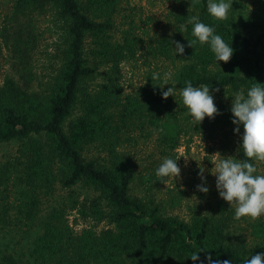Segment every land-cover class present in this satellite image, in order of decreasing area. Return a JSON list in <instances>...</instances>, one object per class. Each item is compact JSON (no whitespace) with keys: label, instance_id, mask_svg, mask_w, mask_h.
Here are the masks:
<instances>
[{"label":"trees","instance_id":"1","mask_svg":"<svg viewBox=\"0 0 264 264\" xmlns=\"http://www.w3.org/2000/svg\"><path fill=\"white\" fill-rule=\"evenodd\" d=\"M183 1L177 35L185 44L184 53L175 55L174 39L165 37L156 50L176 63L177 87L191 81L228 94L226 102H219L220 114L206 116L203 122L235 126L231 95L264 84L263 34L253 39L233 16L212 17L207 0ZM120 2L86 0L89 8L108 15L99 19L81 0H15L7 16L1 37L18 78L10 77L0 88V142L21 144L14 155L0 160V264H209V255L243 264L247 257L264 252V215L237 219L235 205L218 200L207 212L185 220L164 215L160 204L131 192L136 167L119 149L126 127H151L167 151L180 144L195 121L182 98L162 97L167 86L155 84L158 91L141 88L137 95L124 96L120 63L135 55L140 44L132 30L123 42L107 39L114 27L110 14ZM49 8L63 22L59 64L46 88L37 90L33 87L37 77L33 55L39 42L35 16ZM192 15L215 25L232 45L234 52L227 62H217L207 43L189 46L188 40L196 39L188 23ZM90 37L95 62L89 57ZM102 61L110 68L99 88L90 90L87 81L101 72ZM93 147L106 153L103 159L86 156ZM254 162L264 173V161ZM79 186L85 190L83 196L73 193ZM59 189L71 193L63 195ZM71 213L90 225L76 232ZM101 222L105 224L98 229ZM198 251L199 260L193 261L190 256Z\"/></svg>","mask_w":264,"mask_h":264},{"label":"rangeland","instance_id":"2","mask_svg":"<svg viewBox=\"0 0 264 264\" xmlns=\"http://www.w3.org/2000/svg\"><path fill=\"white\" fill-rule=\"evenodd\" d=\"M88 10V13L96 18H108V15L96 8H89L86 0H81ZM183 0H121L116 12L110 14L114 27L107 38L114 42H123L124 35L132 30L139 38L140 46L135 55L125 57L120 63V82L122 92L125 95L140 93V89L147 92H155V84H163L165 73H172L175 80L177 71L176 63L156 47L165 39L181 41L177 35L179 19ZM15 0H0V88L6 81L13 77L18 78L15 70L13 57L3 38L1 37L2 27L6 23L7 16L11 14ZM233 8L229 16H233L241 25L243 32L257 39L261 34L260 48L264 50V0H233ZM62 20L53 8L35 16L36 31L39 35L38 47L34 51L33 65L36 71L34 88L43 90L55 74L59 64V47L62 39ZM90 51L89 57L93 55V38L87 42ZM91 55V56H90ZM92 58V57H91ZM92 61L94 59L92 58ZM100 61V60H98ZM110 65L102 61L100 73L88 79L87 85L90 90L99 88L103 82L104 72ZM160 73L161 79H151L153 73ZM170 86L165 84L162 89ZM177 87V86H176ZM214 102L220 110L219 102H226L228 94L222 91H213ZM175 98V97H174ZM176 98L181 99L179 89ZM202 124V125H201ZM235 126H223L221 123L213 125L211 121L199 123L194 122L182 134L180 144L175 149H164L158 141L157 132L151 127L141 128L139 125H129L123 134L120 151L131 158L136 167L137 176L132 183L131 192L149 203L160 204L163 214L167 216H179L182 219L190 220L196 212H207L218 200H224L218 195L215 186V176L210 171H215L214 162L221 155H235L241 158L239 149L240 135L234 133ZM243 129H241V132ZM131 135V137H130ZM127 138L126 141L124 139ZM131 138V139H130ZM21 144L18 142H0V160L5 161L9 156L15 154ZM106 153L90 148L87 151L88 157H101ZM166 156L178 159L181 168L180 176L177 178H161L156 175L155 169L161 160ZM261 162V161H259ZM200 167H204L203 175L207 178L209 187L207 193L200 192L196 185L202 183L197 175ZM73 193L83 196L85 190L82 186L76 188ZM63 195L71 193L64 190ZM79 215H77V218ZM73 213L70 214V222L75 231L90 225L84 219H77ZM105 222L97 224L98 229L104 226Z\"/></svg>","mask_w":264,"mask_h":264},{"label":"clouds","instance_id":"3","mask_svg":"<svg viewBox=\"0 0 264 264\" xmlns=\"http://www.w3.org/2000/svg\"><path fill=\"white\" fill-rule=\"evenodd\" d=\"M233 0H207V12L216 19H227L230 10L233 8ZM188 23L192 25V35L196 38L188 40L189 46L197 42L201 45L208 44L214 53L217 62H227L234 48L231 44L216 32L215 25L203 22L199 15H192ZM182 32V31H181ZM183 33V32H182ZM175 55L183 54L185 44L175 41ZM151 79L160 80V73H153ZM178 81L174 80L172 73H165L161 88L168 84L167 90L161 92L163 98L172 95L176 98L177 89L182 97V103L186 106L192 119L199 124L207 116L214 118L220 114V110L214 102L213 91L207 84L194 86L191 81H185L184 87H176ZM232 103L230 111L232 113V123L235 125L233 131L240 135V146L245 159H239L235 155H221L214 162L215 171H210L215 176V186L218 195L230 206L235 205L234 216L258 218L264 215V173L258 172L254 161H264V84H252L246 91L240 89L231 95ZM243 131L241 132V127ZM178 159L172 156L164 157L159 166L155 169L156 175L161 178L180 176L181 168ZM204 167H200L197 173L202 183L196 185L200 192L207 193L209 187L206 177L203 175ZM198 252L190 257L193 261H198ZM209 264H232L231 260L217 261L206 257ZM200 264H204L200 261ZM243 264H264V252H257L251 259H244Z\"/></svg>","mask_w":264,"mask_h":264}]
</instances>
